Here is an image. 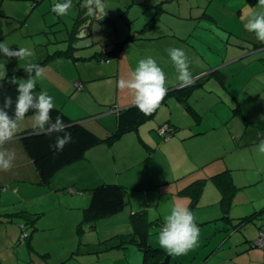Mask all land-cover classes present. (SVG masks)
I'll return each mask as SVG.
<instances>
[{
	"label": "crops",
	"instance_id": "0c3cea01",
	"mask_svg": "<svg viewBox=\"0 0 264 264\" xmlns=\"http://www.w3.org/2000/svg\"><path fill=\"white\" fill-rule=\"evenodd\" d=\"M80 1L86 2H77ZM57 2L63 0H5L4 12L0 13V18L16 22V28L4 34L8 37L19 31L22 40L18 41V48L25 45L23 41H30L32 45L35 33L46 32L56 25L60 27L57 31L51 28L58 37L51 43L58 48L37 44L43 52L38 60L31 62L44 68V78L37 82L36 91H47L54 104L73 121L85 123L101 136L115 131L119 112L135 105L130 91L118 88L117 82L128 78L140 59L150 56L157 61L166 74L168 95L154 112L142 113L143 120L135 128L110 143L105 141L91 147L82 159L61 168L48 185L40 183L39 172L19 136V132L33 125L26 124V120V125L20 123L15 137L3 145L4 149L14 151L16 157L10 170H0V264H160L167 252L158 260V257L143 256L141 245L140 249L134 243L113 247V240L106 242L112 234L103 231L104 225L117 228L124 223L119 215L113 217L119 212L98 219L93 227L85 225L83 230L79 229L90 204V190L102 183H118L127 188L128 204H134L135 194L130 190L164 188V193L178 196L174 204L182 203L191 211L198 208L206 180H213L219 188L222 207H217L214 218L192 213L200 234H205L199 236V242L209 243L210 250L203 261L197 251L185 257L171 255L169 264L264 263V249L252 244L264 228V159L257 150L260 139L264 138L257 135L264 133V119H261L264 115V43L245 28L238 38L232 39L230 31L234 30L230 22L224 23L225 19L206 8L201 11L200 0L187 2L184 13L182 8L174 7V0H103L102 11L93 14H89L87 5L80 6L72 0L76 4L74 17L80 13L81 26L89 25L93 41L88 47L76 48L73 44L79 39L63 30L66 17L72 11L66 16H57L52 11ZM13 8L19 12L13 13ZM240 16L244 18L245 12L241 11ZM29 18L37 22L34 27L28 23ZM202 20L206 23L200 29ZM161 23L166 27H159ZM213 32L220 40L210 37ZM200 41L210 46L201 50ZM169 48H180L187 54L192 74L190 85L183 86L178 81L166 51ZM180 88L189 90L185 98ZM255 110H258L256 114ZM163 125L172 128L166 137L159 134ZM198 180H204V186L200 196L194 199L185 189ZM8 182L15 183L11 193L18 199L38 196L44 200L51 196L60 207L70 203L79 215L64 219L67 236L54 232L53 222L46 224L42 214L33 213L32 217L37 219L29 224V236L24 237L21 224L24 215L30 212L9 211L2 204ZM21 183L27 187L22 188ZM250 183L256 185V191L246 192ZM224 185L229 196L226 206L222 202ZM236 185H241V193L246 192L242 210L232 208L239 192ZM62 191L66 192L65 197L59 194ZM156 203L159 205L160 201ZM138 204L135 206L138 209L133 206L129 212L126 210L127 219L136 211H147L146 227L149 228L153 223L149 211L154 203L146 207L141 202ZM46 210L44 207L43 211ZM257 212L254 220L238 225L241 218ZM112 217L103 223L105 218ZM155 218L163 225L164 214ZM198 221L209 230L204 232ZM131 222L130 229H136L134 234L140 233L138 220L131 218ZM118 235L124 234L115 236ZM52 236L62 245L61 250L50 248ZM25 244L28 254L24 251ZM66 251L71 254L65 255ZM254 256L259 261L253 260Z\"/></svg>",
	"mask_w": 264,
	"mask_h": 264
},
{
	"label": "clouds",
	"instance_id": "9594fccd",
	"mask_svg": "<svg viewBox=\"0 0 264 264\" xmlns=\"http://www.w3.org/2000/svg\"><path fill=\"white\" fill-rule=\"evenodd\" d=\"M89 14L102 11L103 0H86ZM72 7V0H63L53 5L52 11L57 16H66ZM244 28L249 33H254L256 39L264 43V0H258L257 10L246 18ZM175 68L178 81L183 86L192 83V74L187 54L180 48L166 50ZM0 54L9 59L27 60L34 55L28 47L10 48L5 42L0 41ZM26 79L12 83L16 85L15 101L11 96H4L0 101V170L8 171L13 166L16 154L12 150L2 146L11 141L21 122L31 113L33 128L38 133L57 135L56 141L51 147L55 151H63L66 144L72 140L71 132L67 129L71 125L66 124L61 115H57L53 121L51 113L55 108L54 99L47 91L36 92L37 82L44 78V68L39 64L29 61L24 69ZM6 76V72H0V79ZM166 74L152 57L142 58L128 78H120L118 88L128 90L133 96L135 106L145 114H151L160 107L167 88L165 87ZM11 110V114H10ZM264 119V115L261 116ZM264 136V133H258ZM260 154H264V138L257 145ZM200 230L195 222L193 213L182 203H175L169 214L164 217V223L158 232V244L169 255H186L199 244Z\"/></svg>",
	"mask_w": 264,
	"mask_h": 264
},
{
	"label": "rangeland",
	"instance_id": "374dc122",
	"mask_svg": "<svg viewBox=\"0 0 264 264\" xmlns=\"http://www.w3.org/2000/svg\"><path fill=\"white\" fill-rule=\"evenodd\" d=\"M75 1L77 2L78 0H75ZM192 1H197V0H174L173 5H174V7L179 8L180 10L182 8V12H183V11H186V8L189 5V4L187 5V2H192ZM249 1L250 0H210L208 3H206V0H200L199 8L201 11H202V8H206L205 9L206 11L214 13L217 17H219L221 19H225L226 21L225 22L223 21L224 23L230 22L229 26H231V28L234 30V32H231L228 28L227 29L230 31L231 38L234 39V38H238L239 34L244 31V24L246 22V18L248 17V15L257 10L258 0L251 1V2H249ZM75 5L76 4H72V8H71L72 12L69 16L66 17L67 22L73 23V19H74V15H75L74 12L76 11L75 10L76 8H74ZM195 8H198V5H195ZM17 11L18 10L14 9V8L12 9L13 13H16ZM241 11L245 12L244 18H241V16H240ZM29 19H30V21L28 23L34 27L37 24V22L32 20L31 18H29ZM49 23H51V21H49L48 24ZM172 23H174V22H172ZM205 23H206V20H202V22H200V25H201L200 29H202L204 27ZM44 25H46V21H44ZM33 27H28V29L31 30ZM37 27H38V25H37ZM159 27L164 28L166 26H164L163 23H161L159 25ZM13 28H16V22L14 20L4 19L2 17L0 18V41L5 42L10 48H18V41L21 39L19 31L17 32V34H13V35H10L8 37H6V35L4 34L6 31L9 32L10 30H13ZM51 28L54 31H57V29H60V27L56 25L53 27H49V29H46V32L35 33L34 35H32V45L33 46L31 45L30 41H23V43H25V45L23 47H28L33 51L34 59L28 58L27 60L20 61V60H17L15 58L9 59L8 57L4 56L3 54H0V72H6V76L7 75H10V76L14 75L15 78H17L18 80H21L22 78L26 79L27 75L23 71H21V69L29 61L38 60L40 53L43 52V50L42 51L40 50L41 47L39 45H37L38 43L45 44V47L46 48L49 47V49L58 48V47L54 46L55 43H51V42H54V40L56 38H58L55 36L56 34L53 32V30H51ZM62 28H63V26H62ZM23 30H27V29H23ZM215 34H216L215 32L211 33L210 37H212L214 39V41H215V39H217V41L220 40V38L217 37V35H215ZM111 41L112 40H110L109 42H111ZM47 43H48V45H47ZM216 43L217 42H214V44H216ZM209 46L210 45L208 43H206L205 41H203V42L200 41V43H199V48L201 50H204L205 47H209ZM88 49H92V48H88ZM96 51H99V49L95 50V52ZM50 52H51V50H50ZM95 52L93 51V53H95ZM215 63H216V61H215ZM36 90H38V89L36 88ZM256 112H258V110H255L254 113L256 114ZM25 120H26V122H28L26 124L33 125V122L31 120V116L25 117ZM24 121L21 123L26 125L24 123ZM29 125H27V126H29ZM5 147H7V146H5ZM261 155H262V159H264V154H261ZM156 167H154V168H156ZM14 186H15V183H13V182L6 183V189L8 192L4 197V201L2 202V204L5 203L7 205L9 211L21 210V211L30 212V213H40L43 215L42 220L46 224H50L51 222H53L52 228H53L54 232L57 231L60 234L67 236L66 231L63 229L64 222H66V221H64V219L65 218L67 219L68 216H70V215L72 218H75L79 215L78 212L73 211L70 203H65L63 207H60L57 204V200L55 198L52 199L51 196H47L44 200H42L43 198H38V196L31 197L29 199L25 198V196H24V199H22V198L18 199L17 196H15L11 193V190H13ZM236 186L237 187L239 186L238 187L239 192H238V196L236 197L235 201H233V203H232V208L234 210H240V209L242 210L243 208H245V205H242V203H241L243 200V197L246 196L245 193L249 192V191H256L257 187L253 183H250L247 185L248 186L247 191L241 193V191L239 189L241 185H236ZM21 187L24 188L27 186H26V184L24 185L21 183ZM165 190L166 189H164V188H162V189L155 188V189H151L149 191L130 190V192L132 194H135L133 196V198L135 200H136V198H138V199L136 201L134 200V204L133 203L127 204L121 211H119L117 216H113V217H118V215H119L120 216L119 219L124 223H121L119 225V227H117V228L114 225L106 224L103 227V231L107 232L108 234H112L111 235L112 237H114L118 233L119 234H127L128 232H133V235H134V232L136 229L134 227H132V229H130V225H129L131 222V218L132 219H134V218L130 214L131 217L129 215V218L127 219V216H128L127 211L129 212L131 207H133V206L134 207L139 206L138 202H141L142 204H144L145 207L149 206L151 203H154V205L150 206L152 208L149 211L151 219L153 220V223L151 224V226L149 228H147L146 223L140 222L139 224H141V229H140L141 232L145 230L147 233L148 244H150V246H153V247H160L158 244L157 237H158V232H159L162 225H160L159 222L155 221V219H156L155 217H159L160 214H162V215L164 214V217H165L167 214H169L171 207L174 205V201H175L176 197H178L176 195H170V194L164 193V192H166ZM218 191H220V190L216 186V184L213 180H209L208 182L206 180V184H205V188H204V194L202 195L200 200H198V208H196V207H194L195 209L192 208L193 210H191V212H195V213L202 214V215L204 214L205 216H208L206 218H214L212 216H213V214H215V210L217 209V207H222L221 202H219L221 200L222 194L219 193ZM29 192H30V189H29ZM161 192H163V193L161 194ZM54 193L55 192H53V194ZM61 193H62L63 197L66 196L65 191L59 192V194H61ZM157 200L160 201L159 205L156 203ZM44 207L47 208L46 211H43ZM135 208L138 209V207H135ZM71 211H73V212H71ZM242 214L244 215L245 213H242ZM71 217L69 218V220H72ZM113 217L112 218H105L106 220H104L103 223L105 221L107 222L111 219H114ZM203 220H205V219H202V221ZM27 221L30 224H32L31 221H29V220H27ZM202 221L201 222L198 221V223H201V227H203L204 232H206L207 230H209V227H206V225L204 223H202ZM26 223L27 222L24 223V221H23L22 225L23 224L26 225ZM156 224H159V225L156 226ZM214 227H215V225H213V229H214ZM129 230H131V231H129ZM89 235H92V234H89ZM127 235L117 236V238H113V241L115 242V241L119 240L121 237L123 239H126V238H128ZM136 235L139 236V234H136ZM72 236H73V234H72ZM199 236L203 237V236H205V234L203 233L202 235L200 234ZM70 237H71V235H70ZM112 237H110V238H112ZM49 241H50V244H49L50 248L52 247V249L56 250V251L61 250L60 246L62 248V245L59 244V242L56 239H54L53 236L49 239ZM133 245L134 246L136 245L138 248L139 247L141 248V246L137 243H134ZM142 245L144 246L145 243ZM24 247H25V249H24L25 254H28V246H26V244H25ZM140 250L143 253V256L144 255L146 256V252H145L144 248H142ZM209 250H210V244L209 243L202 245V243L199 242L198 246H196L194 249L190 250L186 255H188V256L195 255V253H197V251H199V259L201 261H203L204 255L207 254V252H209ZM70 254H71V251H66L65 255H70ZM186 255H181V256L185 257ZM218 255H220V253ZM67 257H69V256H67ZM253 260L259 261V257L254 256ZM254 264H259V263L255 262ZM262 264H264V263H262Z\"/></svg>",
	"mask_w": 264,
	"mask_h": 264
},
{
	"label": "trees",
	"instance_id": "16d2710c",
	"mask_svg": "<svg viewBox=\"0 0 264 264\" xmlns=\"http://www.w3.org/2000/svg\"><path fill=\"white\" fill-rule=\"evenodd\" d=\"M4 1L5 0H0V13L4 12ZM37 1L38 0H35V2ZM23 69L24 67L21 69V71L27 74ZM14 78V75H8L3 79H0V101H2L4 96H11L15 101L17 93L16 85L12 83V80ZM15 79L17 80V78ZM79 86L80 87H77L81 89L82 85L79 84ZM179 90L182 97L184 98L186 97V93L189 92V90L186 88H180ZM36 92L38 93V91ZM167 95L168 93L165 95L161 103L164 102ZM142 113L143 112H141L135 105L121 110L118 115V128L115 131L110 132L106 136H101L95 133L85 123L73 121L62 108L55 105V108L51 113L53 121L55 120L57 115H61L64 122L71 125V127H69L67 131L71 132L72 140L70 143L65 145L63 151H55L51 147V145L55 143L57 135H63V133H53L52 135H47L44 133H38L36 130H34L33 127H30L19 132V136L24 149L33 160L34 165L39 172L40 183L43 185H48L51 182L52 177L61 168L82 159L85 153L91 147L105 141L110 143L122 136L124 133L135 128L143 120ZM28 115H31V113H29ZM203 186L204 180H198L189 185L185 189V192L191 195L194 199H197L202 192ZM223 189L224 197L222 199V202L226 206L229 204V200L227 199L229 198V196L227 197L226 195L227 189L225 185ZM127 204V188L124 185L118 183H102L97 185L90 190V204L85 210L84 219L79 225V229L83 230L85 225L93 227L98 219L117 214ZM32 215L33 213H27L24 215V223L27 222L26 225H24V228L26 230H28V227L30 226V223L27 220L31 221V223L34 224L37 219L36 216L32 217ZM257 215L258 212L248 216H244L240 219L238 225H245L251 220H254ZM132 216L133 218L138 220L139 223H148L147 211H136ZM137 234H139V236H137L136 234H124L127 235L128 238L123 239L121 237L119 240L113 242V238H117V236H115L109 238L106 242L108 243V241H112L113 244L111 246L113 247L126 246L133 243H137L143 246L142 244L145 243L143 248L146 252V258L158 257V260H160L165 255L166 251L164 249L160 247L150 246V244L146 242L147 233L145 230ZM252 244L253 246H255L254 243Z\"/></svg>",
	"mask_w": 264,
	"mask_h": 264
},
{
	"label": "water",
	"instance_id": "95a60500",
	"mask_svg": "<svg viewBox=\"0 0 264 264\" xmlns=\"http://www.w3.org/2000/svg\"><path fill=\"white\" fill-rule=\"evenodd\" d=\"M81 1L77 2L81 6ZM86 2L82 3V6H85ZM82 20L80 13L74 17V21L72 24H69L65 21L64 23V31H66L67 35L70 36L75 34V36L79 39L76 43L73 44L76 48L88 47L92 44V38L90 36L89 25L81 26L80 21ZM91 22V19H90ZM67 36V37H68ZM171 255H167V257L160 264H169Z\"/></svg>",
	"mask_w": 264,
	"mask_h": 264
},
{
	"label": "built area",
	"instance_id": "2783aa9c",
	"mask_svg": "<svg viewBox=\"0 0 264 264\" xmlns=\"http://www.w3.org/2000/svg\"><path fill=\"white\" fill-rule=\"evenodd\" d=\"M106 61H109L108 59ZM78 87L79 84H77ZM172 128L169 125H163L160 129H159V134L163 137H166L168 135H170ZM24 237H27L28 234L26 231H24L23 233ZM254 245L258 246L259 248L264 249V229H262L258 235V237L255 239L254 241Z\"/></svg>",
	"mask_w": 264,
	"mask_h": 264
},
{
	"label": "bare ground",
	"instance_id": "6f19581e",
	"mask_svg": "<svg viewBox=\"0 0 264 264\" xmlns=\"http://www.w3.org/2000/svg\"><path fill=\"white\" fill-rule=\"evenodd\" d=\"M24 227H25V226H24V224H23V225L21 224L22 233H23L24 231H26V232H27V230H26Z\"/></svg>",
	"mask_w": 264,
	"mask_h": 264
}]
</instances>
